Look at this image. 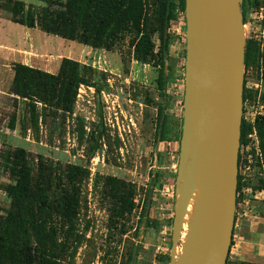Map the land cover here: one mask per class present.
Segmentation results:
<instances>
[{
	"label": "rangeland",
	"instance_id": "1",
	"mask_svg": "<svg viewBox=\"0 0 264 264\" xmlns=\"http://www.w3.org/2000/svg\"><path fill=\"white\" fill-rule=\"evenodd\" d=\"M26 2L43 4L40 0ZM252 4L244 36L246 44L254 43L256 56L245 70L244 94L246 90L251 95L246 101L254 98L250 88L258 80L264 83V0H252ZM144 5L146 28L154 33L155 43V57L148 62L135 58L134 32L112 50L92 48L48 35L39 27L15 24L0 10V222L12 207L7 188L15 183L9 166L17 149L27 153L34 191L42 177L50 180L49 200L55 207L61 187L71 191V168L87 169V177L76 178L80 197L74 227L66 233V226L61 234L66 249L63 264H127L137 246L136 264H179L183 255L181 245L173 247V236L180 197L177 171L186 19L178 9L169 28L171 79L162 99L157 58L162 0H144ZM65 58L87 66L93 86L80 87L71 114L41 103L35 104L33 113L31 102L14 94L15 64L57 74ZM161 102L171 117L167 142L155 138ZM122 195L132 197L133 207L111 225ZM250 209L247 217L236 218L238 236L226 264H264V200L252 199ZM54 222L61 226L59 218L54 217ZM186 228L187 223L179 238L182 242ZM242 250L251 256L240 258Z\"/></svg>",
	"mask_w": 264,
	"mask_h": 264
},
{
	"label": "trees",
	"instance_id": "2",
	"mask_svg": "<svg viewBox=\"0 0 264 264\" xmlns=\"http://www.w3.org/2000/svg\"><path fill=\"white\" fill-rule=\"evenodd\" d=\"M43 4L27 3L26 0H0V10L10 15L15 24L34 29L39 27L48 35L58 36L70 41L112 50L129 33H135V58L148 62L155 57L153 32L146 28L144 0H40ZM256 5L257 1L255 2ZM244 24L247 13L253 7L252 0H241ZM185 13V0H162L160 10L161 26L160 46L157 53L159 77L158 84L162 99H165L171 69L168 68L170 48L169 28L176 19V11ZM245 70L255 58L256 47L252 41L245 46ZM186 54V52H185ZM264 57V52L262 53ZM186 57V56H185ZM14 94L31 102L32 112L35 104L50 106L64 114H71L82 85L93 86L89 68L77 61L63 59L59 72L52 74L17 63L14 66ZM246 90L244 101L247 97ZM264 100V97H263ZM164 101V100H163ZM167 105H158L157 128L155 138L158 142H167L171 138V117ZM256 129L260 138V148L264 157V117L256 119ZM183 117L180 123L182 136ZM250 126L243 119L241 145L246 141ZM9 171L15 183L7 188L12 199V207L0 222V264H63L65 242L60 241L63 229L66 233L74 227L78 214L80 185L77 176L84 179L87 169L73 166L68 172L71 191L61 187L59 205L53 206L49 200L50 180L40 179L38 191H34L33 176L28 164L27 153L17 149L10 162ZM259 188L264 189V180L259 181ZM241 188L239 178L238 191ZM120 206L110 218L113 225L115 218L125 217L133 207L132 197L122 195ZM148 203L143 208L147 210ZM54 217L60 219L57 226ZM233 245V241L231 247ZM140 246H137L127 264H136ZM238 264H247L240 262Z\"/></svg>",
	"mask_w": 264,
	"mask_h": 264
},
{
	"label": "water",
	"instance_id": "3",
	"mask_svg": "<svg viewBox=\"0 0 264 264\" xmlns=\"http://www.w3.org/2000/svg\"><path fill=\"white\" fill-rule=\"evenodd\" d=\"M241 0H185L186 57L173 247L179 264H226L236 221L245 51ZM187 244L179 239L198 181Z\"/></svg>",
	"mask_w": 264,
	"mask_h": 264
},
{
	"label": "built area",
	"instance_id": "4",
	"mask_svg": "<svg viewBox=\"0 0 264 264\" xmlns=\"http://www.w3.org/2000/svg\"><path fill=\"white\" fill-rule=\"evenodd\" d=\"M263 85V81L258 80L250 88L253 89V100L244 101L243 105V119L250 126V129L247 132L245 143L240 146L239 152L238 180L240 178L241 188L239 191L237 190V220L249 215L252 199L264 200V189L259 188V181L264 180V157L255 124L258 117H264Z\"/></svg>",
	"mask_w": 264,
	"mask_h": 264
},
{
	"label": "bare ground",
	"instance_id": "5",
	"mask_svg": "<svg viewBox=\"0 0 264 264\" xmlns=\"http://www.w3.org/2000/svg\"><path fill=\"white\" fill-rule=\"evenodd\" d=\"M202 182L201 180L198 181V185H197V189L194 192L188 211H187V215L185 218V223L188 224V228H186L185 230V241L183 242V244H187L188 239L190 237V233H191V228L193 227L194 223H195V219H196V214L198 212L199 206H200V200H201V196H202Z\"/></svg>",
	"mask_w": 264,
	"mask_h": 264
},
{
	"label": "crops",
	"instance_id": "6",
	"mask_svg": "<svg viewBox=\"0 0 264 264\" xmlns=\"http://www.w3.org/2000/svg\"><path fill=\"white\" fill-rule=\"evenodd\" d=\"M237 221V220H236ZM235 221V227H234V234H233V240L232 241H234V240H236V238H237V236H238V226H239V221L238 222H236ZM242 221V220H241ZM241 238H243V240L244 241H246V239H245V237L243 236V237H241ZM246 242H248V241H246ZM233 246V245H232ZM244 248H245V246H244ZM239 253V252H238ZM240 254V258H243V259H248V257H250L251 255H249V254H247L244 250H242V252L241 253H239Z\"/></svg>",
	"mask_w": 264,
	"mask_h": 264
}]
</instances>
